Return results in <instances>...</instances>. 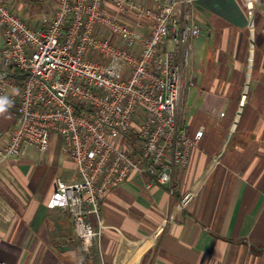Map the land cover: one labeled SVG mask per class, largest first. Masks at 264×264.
I'll list each match as a JSON object with an SVG mask.
<instances>
[{
    "label": "crops",
    "instance_id": "1",
    "mask_svg": "<svg viewBox=\"0 0 264 264\" xmlns=\"http://www.w3.org/2000/svg\"><path fill=\"white\" fill-rule=\"evenodd\" d=\"M57 1L4 0L31 26L51 17ZM195 16L193 84L179 117L189 134L201 129L202 136L188 165L174 166L171 185L144 173L108 188L100 206L105 228L86 250L70 213L46 205L57 177L74 180L62 137L51 134L44 153L25 146L0 161V262L264 264V0H195ZM2 44L0 31V52ZM0 104L1 147L16 105L7 92Z\"/></svg>",
    "mask_w": 264,
    "mask_h": 264
},
{
    "label": "built area",
    "instance_id": "2",
    "mask_svg": "<svg viewBox=\"0 0 264 264\" xmlns=\"http://www.w3.org/2000/svg\"><path fill=\"white\" fill-rule=\"evenodd\" d=\"M0 31V93L16 105L0 161L27 145L44 153L51 134L62 137L74 180L57 177L46 205L70 213L87 250L105 228L108 188L144 173L171 185L174 166L188 165L202 136L179 117L200 33L195 0H58L34 26L0 0Z\"/></svg>",
    "mask_w": 264,
    "mask_h": 264
},
{
    "label": "clouds",
    "instance_id": "3",
    "mask_svg": "<svg viewBox=\"0 0 264 264\" xmlns=\"http://www.w3.org/2000/svg\"><path fill=\"white\" fill-rule=\"evenodd\" d=\"M4 111V107L2 104H0V112H3Z\"/></svg>",
    "mask_w": 264,
    "mask_h": 264
}]
</instances>
